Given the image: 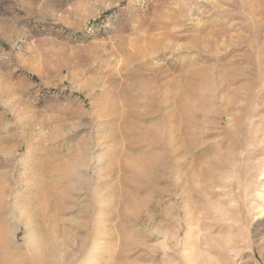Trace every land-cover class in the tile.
Instances as JSON below:
<instances>
[{
    "label": "rangeland",
    "instance_id": "374dc122",
    "mask_svg": "<svg viewBox=\"0 0 264 264\" xmlns=\"http://www.w3.org/2000/svg\"><path fill=\"white\" fill-rule=\"evenodd\" d=\"M0 264H264V0H0Z\"/></svg>",
    "mask_w": 264,
    "mask_h": 264
}]
</instances>
